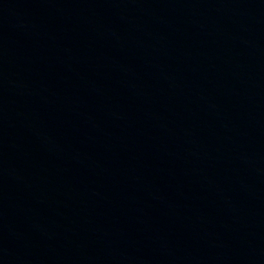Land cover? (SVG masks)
<instances>
[{"label":"water","instance_id":"water-1","mask_svg":"<svg viewBox=\"0 0 264 264\" xmlns=\"http://www.w3.org/2000/svg\"><path fill=\"white\" fill-rule=\"evenodd\" d=\"M0 264H264V0H0Z\"/></svg>","mask_w":264,"mask_h":264}]
</instances>
